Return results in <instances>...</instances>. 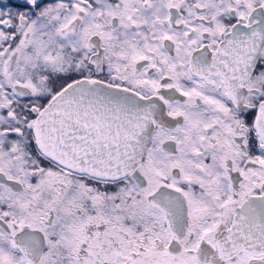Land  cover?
<instances>
[{"label": "snow or ice", "instance_id": "1", "mask_svg": "<svg viewBox=\"0 0 264 264\" xmlns=\"http://www.w3.org/2000/svg\"><path fill=\"white\" fill-rule=\"evenodd\" d=\"M0 264H264V0H0Z\"/></svg>", "mask_w": 264, "mask_h": 264}]
</instances>
